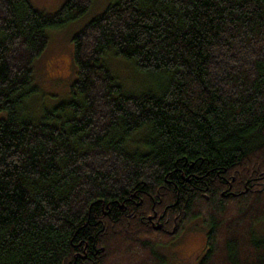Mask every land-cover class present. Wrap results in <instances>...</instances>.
Returning <instances> with one entry per match:
<instances>
[{
    "label": "trees",
    "instance_id": "1",
    "mask_svg": "<svg viewBox=\"0 0 264 264\" xmlns=\"http://www.w3.org/2000/svg\"><path fill=\"white\" fill-rule=\"evenodd\" d=\"M96 1L0 0V264H181L195 221V264H264V0H106L44 109L48 29Z\"/></svg>",
    "mask_w": 264,
    "mask_h": 264
},
{
    "label": "rangeland",
    "instance_id": "2",
    "mask_svg": "<svg viewBox=\"0 0 264 264\" xmlns=\"http://www.w3.org/2000/svg\"><path fill=\"white\" fill-rule=\"evenodd\" d=\"M33 4L45 10L54 13L66 0H31ZM106 6V0H97L91 10L80 19L73 21L62 28L48 29V44L42 56L36 61L37 82L39 84L38 98L42 102V107L53 108L59 102L67 100L70 95V88L77 76V65L75 62V47L73 36L81 31L93 17L99 15L103 7ZM113 66L123 81L126 89L138 90L141 81L139 74L133 69L134 66L127 61L118 59L113 60ZM130 64V65H129ZM132 66V67H131ZM146 81L156 79L153 74H142ZM135 80L139 83L135 84ZM142 81L143 78H141ZM5 116V112L0 110V120ZM201 221L191 222L186 232L176 243L174 252L179 256L181 264H195L197 258L202 254L203 235L206 230ZM259 234H264V222L260 224ZM171 248V247H169ZM166 247H158L157 251L164 257H174L170 252L173 250ZM171 260L168 264H170Z\"/></svg>",
    "mask_w": 264,
    "mask_h": 264
}]
</instances>
